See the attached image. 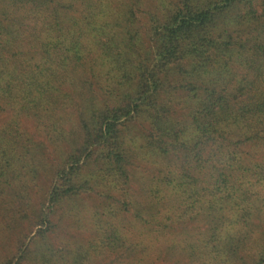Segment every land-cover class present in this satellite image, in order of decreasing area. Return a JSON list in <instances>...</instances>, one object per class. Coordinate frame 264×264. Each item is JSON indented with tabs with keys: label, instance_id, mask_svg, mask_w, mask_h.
I'll list each match as a JSON object with an SVG mask.
<instances>
[{
	"label": "trees",
	"instance_id": "trees-1",
	"mask_svg": "<svg viewBox=\"0 0 264 264\" xmlns=\"http://www.w3.org/2000/svg\"><path fill=\"white\" fill-rule=\"evenodd\" d=\"M0 264H264V0H0Z\"/></svg>",
	"mask_w": 264,
	"mask_h": 264
}]
</instances>
